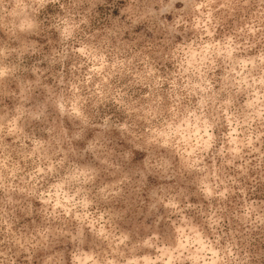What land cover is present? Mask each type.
<instances>
[{
    "label": "rangeland",
    "instance_id": "374dc122",
    "mask_svg": "<svg viewBox=\"0 0 264 264\" xmlns=\"http://www.w3.org/2000/svg\"><path fill=\"white\" fill-rule=\"evenodd\" d=\"M0 198V264H264V0H0Z\"/></svg>",
    "mask_w": 264,
    "mask_h": 264
},
{
    "label": "trees",
    "instance_id": "16d2710c",
    "mask_svg": "<svg viewBox=\"0 0 264 264\" xmlns=\"http://www.w3.org/2000/svg\"><path fill=\"white\" fill-rule=\"evenodd\" d=\"M14 64H16V63H14ZM23 78V77H22ZM26 78V77H25ZM30 78V77H29ZM29 78H28V82L31 80V78H30V80H29ZM10 88L13 90L14 89V87L13 86H10ZM16 101H17V99H15V101L13 100V101H11L10 102V104H12V105H10L11 106V108L9 109V111H3L5 114H8V117L9 116H14V111H13V109H12V107L16 104ZM9 104V103H8ZM140 131V130H139ZM139 131H136V132H138V134L140 135V138L141 139H145L146 137L148 138V133L145 131V130H143V129H141V131L139 132ZM16 186V185H15ZM15 186H14V189H15ZM13 187V186H12ZM0 199H2V198H0ZM4 213H8V211L6 210V209H2V212L0 211V216H2L3 218H5V222L6 223H9L8 221V218H6V217H4Z\"/></svg>",
    "mask_w": 264,
    "mask_h": 264
}]
</instances>
